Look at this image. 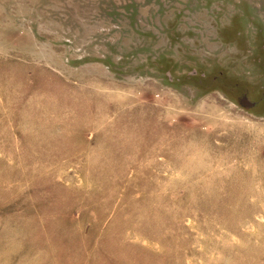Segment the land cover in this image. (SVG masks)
I'll use <instances>...</instances> for the list:
<instances>
[{
  "label": "rangeland",
  "instance_id": "1",
  "mask_svg": "<svg viewBox=\"0 0 264 264\" xmlns=\"http://www.w3.org/2000/svg\"><path fill=\"white\" fill-rule=\"evenodd\" d=\"M0 264H264V0H0Z\"/></svg>",
  "mask_w": 264,
  "mask_h": 264
},
{
  "label": "water",
  "instance_id": "2",
  "mask_svg": "<svg viewBox=\"0 0 264 264\" xmlns=\"http://www.w3.org/2000/svg\"><path fill=\"white\" fill-rule=\"evenodd\" d=\"M241 104H242V106H244V107H249V106H251V104H250L246 99H243V100L241 101Z\"/></svg>",
  "mask_w": 264,
  "mask_h": 264
}]
</instances>
